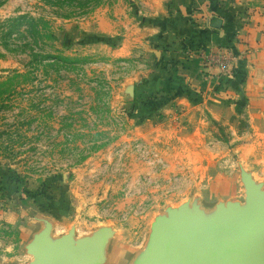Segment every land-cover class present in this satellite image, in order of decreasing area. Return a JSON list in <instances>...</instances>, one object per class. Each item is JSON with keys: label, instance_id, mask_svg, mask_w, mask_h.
Segmentation results:
<instances>
[{"label": "rangeland", "instance_id": "1", "mask_svg": "<svg viewBox=\"0 0 264 264\" xmlns=\"http://www.w3.org/2000/svg\"><path fill=\"white\" fill-rule=\"evenodd\" d=\"M193 1L190 13L250 21L251 30L264 36V0ZM128 4L137 15L146 7L142 0H107L86 14H71V8L44 0H0V82L26 73L0 95L3 262L25 264L31 258L24 245L38 228L37 214L54 221L56 234L74 224L77 236L112 225L117 232L109 264H124L167 207L197 196L206 208L243 201L238 160L264 181V136H256L260 142L249 149L245 111L227 124L194 102L178 105L143 93L159 62L142 48L126 58L108 56L104 45L120 41V31L100 37L96 21L105 12L117 22ZM19 15L47 21L54 38L35 42L25 25L22 34L19 27L9 28L8 20ZM238 34L237 41L247 40ZM224 48L210 54L202 49L205 75L218 68L205 66L203 58ZM46 54L70 60L41 57Z\"/></svg>", "mask_w": 264, "mask_h": 264}, {"label": "crops", "instance_id": "2", "mask_svg": "<svg viewBox=\"0 0 264 264\" xmlns=\"http://www.w3.org/2000/svg\"><path fill=\"white\" fill-rule=\"evenodd\" d=\"M142 1L146 7L144 12L137 10L138 15L132 14V5L124 6L117 18L121 27L105 12L98 16L100 37L114 36V29L121 34L120 41L111 39L104 45L108 56L126 58L142 48L159 62L142 86L143 93L170 97L178 105L194 102L227 124L238 120L239 114L233 117L235 113L245 111L249 139L244 142H249V149H256V142H260L256 136H264V36L251 30L250 21L242 24L234 18L219 17L221 26H213L216 19L190 13L193 0ZM115 13L119 14L118 9ZM237 32L244 37L246 34L247 40L237 41ZM219 47H225L223 53L229 64H234L233 77L224 80L215 69H211L213 75L202 71L200 53L210 54Z\"/></svg>", "mask_w": 264, "mask_h": 264}, {"label": "water", "instance_id": "3", "mask_svg": "<svg viewBox=\"0 0 264 264\" xmlns=\"http://www.w3.org/2000/svg\"><path fill=\"white\" fill-rule=\"evenodd\" d=\"M238 168L243 201H219L206 208L197 196L167 207L124 264H264V182L239 160ZM33 219L38 228L24 245L31 256L25 264H109L117 232L112 225L77 236L75 224L56 234L50 217L36 214Z\"/></svg>", "mask_w": 264, "mask_h": 264}, {"label": "trees", "instance_id": "4", "mask_svg": "<svg viewBox=\"0 0 264 264\" xmlns=\"http://www.w3.org/2000/svg\"><path fill=\"white\" fill-rule=\"evenodd\" d=\"M107 0H44L45 4L51 5L53 7H57L60 9L67 8L72 10V13H88L93 8L99 6L101 3L105 2ZM77 10V11H76ZM64 17H67L66 15ZM8 27L9 28H18V32H20V27L22 25H25L27 27L26 31L24 33L29 34L30 38L33 40H36L35 42H38L39 40L44 39H53L54 34L51 32H47L49 29L48 22L45 20H37L34 17L30 15H19L15 18H11L8 20ZM215 27H220V21H216L213 23ZM22 34V32H20ZM38 54V53H37ZM38 56V55H35ZM41 57L47 59L50 58L52 60L56 61H69L70 59L68 57L60 55H53V54H46L41 55ZM48 60V59H47ZM26 73H15L13 77H11L9 80L0 82V87L3 88L6 85L8 86H14L15 83L14 79H18L19 77H24ZM13 88H7L3 90H0V95L5 92H10L9 90Z\"/></svg>", "mask_w": 264, "mask_h": 264}, {"label": "built area", "instance_id": "5", "mask_svg": "<svg viewBox=\"0 0 264 264\" xmlns=\"http://www.w3.org/2000/svg\"><path fill=\"white\" fill-rule=\"evenodd\" d=\"M229 58L227 55L218 54L210 55L208 57L203 58V64L207 67L215 66L218 68V76H224V78H229L234 73V64H229Z\"/></svg>", "mask_w": 264, "mask_h": 264}]
</instances>
